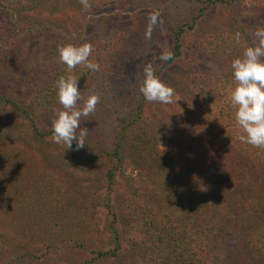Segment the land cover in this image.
<instances>
[{
	"label": "rangeland",
	"instance_id": "374dc122",
	"mask_svg": "<svg viewBox=\"0 0 264 264\" xmlns=\"http://www.w3.org/2000/svg\"><path fill=\"white\" fill-rule=\"evenodd\" d=\"M87 4L58 0L35 13L26 12L30 23L38 19L60 23L65 28L61 31L79 40L73 44L88 42L92 62L94 54L102 52L94 48L102 47L108 37L122 38V47L112 53L97 81L78 83L84 99L95 94L99 102L94 113L81 118L80 127L87 131L86 147L75 150L77 157L72 149L54 143L49 133L38 138L28 130L27 122L19 128L20 142L1 143L0 139V148L9 155V191L11 195L14 192L0 200V249L16 258L12 264H85L92 256L90 250L101 247L104 228L112 220L104 206L107 195L110 193L112 212L120 216L116 223H127L142 209H157L155 202L163 204L164 173L180 188H190L201 198L208 196L205 210L211 216H221L216 264H264V161L255 163L256 169L237 155L231 149L229 131L219 134L212 128L215 120L208 124L198 118L187 125L186 115H176L174 99L166 105L150 103L139 92L143 69L149 63L156 77L173 90L202 68L209 72L230 67L246 47L255 46L253 33L264 28V0H218L202 17H198L195 0H87ZM5 20L12 21L2 10L0 74L11 85H18L16 92L27 77L18 75L17 70L54 68L50 63L58 66L60 71L55 72H60L56 73L59 77L70 75L58 52L45 57L37 47L39 36H23L12 30L11 24L6 28ZM191 23L193 29L180 38L183 59L160 61L163 47L174 43L172 26ZM227 32L231 38L225 41ZM15 56L19 58L10 61ZM9 87L0 80V92ZM81 104L77 102L78 107ZM47 107L36 109L44 132L52 130V121L63 110L62 105ZM13 112L0 107V121L12 117ZM8 128L11 134L16 131L12 125ZM110 170L113 179L109 184L106 174ZM236 199L247 204L250 200L251 208H236ZM135 236L129 230L122 239L124 248L129 247L127 239ZM5 260L2 258L1 264Z\"/></svg>",
	"mask_w": 264,
	"mask_h": 264
},
{
	"label": "trees",
	"instance_id": "16d2710c",
	"mask_svg": "<svg viewBox=\"0 0 264 264\" xmlns=\"http://www.w3.org/2000/svg\"><path fill=\"white\" fill-rule=\"evenodd\" d=\"M53 1L58 0H0V12L4 10L10 14L12 19L11 23H8V21L6 23L5 20L3 25L9 29L10 24L13 25L12 30L17 29V32L23 34V36L31 35L32 33L39 36L37 47H39V51L45 57L51 56V53H57L60 47L66 45L78 46L73 43L79 41L77 38L74 39V37L70 36L68 31H61L65 28L55 21H42L40 19L34 23L27 21L29 15H26V12L33 11L32 13H35L39 8L51 6ZM195 1L199 7L198 17L204 16L207 8L218 3V0ZM192 29L193 23L184 24L183 26L180 24L172 26L171 33L174 36V43L171 47L164 46L162 49L163 52L172 50V58L166 62L171 63L175 59H183L182 52L184 50L181 49L180 38L184 31ZM61 32H63L62 35ZM229 33L227 32L224 38L225 41L228 37L231 38ZM53 36H56V38L53 39ZM220 39H222L221 36ZM58 40H61V42ZM84 43L89 44L85 41ZM211 43L210 45H212ZM121 44L122 38L119 36L108 37L102 47L96 46L94 48V51H102L99 54H94L93 62L99 65V70L93 72L81 64L73 68L70 75L78 77L77 83L87 80L90 82L97 81V77L105 73L108 60L113 57L112 53L120 50ZM228 46L231 47L230 45ZM236 47L231 51H235ZM9 51L11 52V49ZM89 57V60H91L92 55ZM18 58V56H15L12 60H8L13 61ZM184 63L189 65L186 60H184ZM49 66L54 68L43 67L35 69L33 72L32 70L28 72L17 70L18 75L27 76L26 79L20 82V90L17 92L16 86L18 85H11L9 79L3 73L0 74V80H4L7 85L11 86L9 87L11 89L7 90V92H0V107H8L14 111L13 118L9 117L0 121L1 143L8 140L20 142L19 128H22V123L26 122L28 130L33 132L38 138L47 137L48 133L52 135V130L44 132L40 129V125L37 122L38 110H36H42L44 106L45 108L43 109H47V105L50 107L60 105L57 102L55 89V81L59 77L57 74L60 72H55L58 66L50 63ZM58 71L60 70L58 69ZM11 81L16 82L17 79H12ZM234 87L235 81L232 76L231 66L225 70L213 69L209 72H207L206 68H202L201 72L189 76L185 85L178 86L174 90L173 107L177 116H187L185 117V120L188 121L187 125L191 124L193 120H198V118L201 121L206 120L205 123L208 124L210 121L215 120L216 123L211 125L212 128H215L216 132L219 131V134L223 133L224 130L229 131L228 137L231 136V139H229L232 142L231 149H235L234 151L237 155L247 160L248 164L253 166V168H256L255 163L264 161V148H255L249 144L242 143L238 138L242 133L236 127L234 120L236 108L230 102V93ZM3 123H9L8 127L11 128L12 125V128L16 131L12 134L9 133V128ZM142 143L146 144L144 141ZM71 152L74 157H77L74 147ZM8 156L5 150L0 148V200L4 199L2 198L3 196L6 198L14 194L13 192L11 195L9 191L12 181L10 173L7 171ZM6 160V163L3 162ZM106 175L110 184L113 179L112 170ZM156 176L157 178L161 177L160 174H156ZM162 177H164L162 183L166 190L161 199L163 204L158 206L161 202H155L157 209L154 206L150 209L148 208L147 211L142 209L138 217L131 218V220L126 221L127 223H116L120 216L112 212L110 193L107 195L104 200V206L108 211V215L112 216V220L104 228L106 237L103 242H100L101 247L98 250H90L92 256L85 261V264H216L220 239L219 233L216 232H218L217 227L220 225L221 216L217 213H213L211 216V212L205 210L208 208V196L201 198L194 191H189L190 188H187V190L180 188L174 179L168 178L164 173H162ZM5 183H8V186L3 185ZM188 185L190 184L188 183ZM7 190L8 195H6ZM107 191L109 192V190ZM241 202L236 199V208L243 207L242 209L249 210L252 206L250 200L247 201L248 204L246 201ZM2 208L3 203L0 201V210ZM210 209L214 208L210 206ZM122 217L124 216L122 215ZM211 217H213L212 221ZM247 217L244 216V218ZM130 221L133 223H130ZM117 224H121V227H118ZM129 230H133L136 236L135 239H127L129 247L124 248L122 239L129 233ZM0 252V264L3 263L2 258H6L5 264H12L16 260L13 256L9 257L5 250L0 249ZM21 258L23 257H17L19 260Z\"/></svg>",
	"mask_w": 264,
	"mask_h": 264
},
{
	"label": "clouds",
	"instance_id": "9594fccd",
	"mask_svg": "<svg viewBox=\"0 0 264 264\" xmlns=\"http://www.w3.org/2000/svg\"><path fill=\"white\" fill-rule=\"evenodd\" d=\"M88 7L87 0H81ZM240 34L236 33L237 39ZM253 36L255 46L246 47L241 57L231 61L232 76L235 87L230 93V102L235 106L234 120L241 131L239 139L242 143L255 148H264V28L257 29ZM92 47L90 44L81 46L66 45L58 48L59 60L66 65L69 72L77 65L83 64L95 72L99 65L89 60ZM172 58L171 51H164L158 57L160 61ZM143 82L139 92L143 98L152 103H173L174 90L162 83L154 74L152 64L143 69ZM78 77L61 76L55 81L57 102L63 110L57 112L52 121V141L63 144L66 150H79L85 146L87 131L80 127L81 118L88 117L96 110L99 97L95 94L84 99L78 89ZM82 101L81 106L77 102ZM77 129H80L77 134Z\"/></svg>",
	"mask_w": 264,
	"mask_h": 264
}]
</instances>
